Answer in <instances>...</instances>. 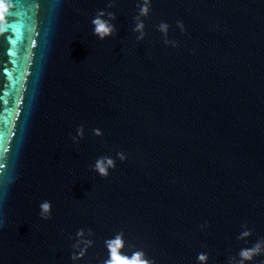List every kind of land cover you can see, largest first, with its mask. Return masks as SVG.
Segmentation results:
<instances>
[{
	"label": "water",
	"instance_id": "obj_1",
	"mask_svg": "<svg viewBox=\"0 0 264 264\" xmlns=\"http://www.w3.org/2000/svg\"><path fill=\"white\" fill-rule=\"evenodd\" d=\"M8 2L0 264H105L117 237L118 256L154 264L264 245V0H150L139 40L143 0Z\"/></svg>",
	"mask_w": 264,
	"mask_h": 264
},
{
	"label": "clouds",
	"instance_id": "obj_2",
	"mask_svg": "<svg viewBox=\"0 0 264 264\" xmlns=\"http://www.w3.org/2000/svg\"><path fill=\"white\" fill-rule=\"evenodd\" d=\"M149 4L150 0H143V4L140 5V13L139 16L136 18L137 23L134 27V31L139 32L140 35L137 37V39H143L144 38V23L140 20V16H147L149 14ZM11 4L8 2V0H0V25L6 22V14L10 11ZM105 16L108 18L105 19ZM115 19V15L113 13H105L103 10L97 13L96 17L92 20L93 25V34L98 36L100 39H106L113 35V33L116 31V25L112 23V21ZM179 26L182 28V22H178ZM167 24H162L160 26V30L165 32V35L167 34ZM173 46H175V43L173 42ZM96 134L100 135V131L96 130ZM78 135L80 138H83V129L78 131ZM74 142L76 143L77 140L74 137ZM121 159H124L123 154H120ZM115 166V162L110 157H101L99 158L95 165H94V171L98 172L102 176H107L109 174V169L113 168ZM41 208V215L42 218H48L51 213V203L50 202H43L40 205ZM249 233H244L243 235L247 236ZM79 235H83L81 232ZM120 244H112L109 242V247L111 249V259L108 261H105V264H154V262L149 261L147 259L141 260V257L144 255L143 253H136L135 258L129 262L126 259L121 258L116 254V248L120 247ZM78 247V245H77ZM86 248L79 252V255L73 254V260L83 258L85 255ZM262 252H264V245L257 244L253 248L250 249H243L240 252L241 261L240 264H244V261L252 262L255 258V256L260 255ZM198 261L201 262V264H206V261L208 259L207 254L201 253L197 257Z\"/></svg>",
	"mask_w": 264,
	"mask_h": 264
},
{
	"label": "snow or ice",
	"instance_id": "obj_3",
	"mask_svg": "<svg viewBox=\"0 0 264 264\" xmlns=\"http://www.w3.org/2000/svg\"><path fill=\"white\" fill-rule=\"evenodd\" d=\"M9 15H11V13H9ZM114 244H120L121 245V239L119 237H117L114 241Z\"/></svg>",
	"mask_w": 264,
	"mask_h": 264
}]
</instances>
